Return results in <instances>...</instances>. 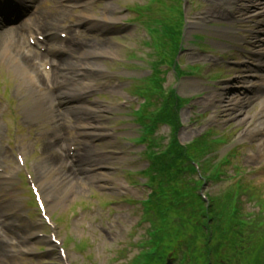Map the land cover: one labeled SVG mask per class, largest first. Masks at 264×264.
<instances>
[{"label":"rangeland","instance_id":"rangeland-1","mask_svg":"<svg viewBox=\"0 0 264 264\" xmlns=\"http://www.w3.org/2000/svg\"><path fill=\"white\" fill-rule=\"evenodd\" d=\"M61 1L63 0L52 2L50 0L51 3L48 4L50 6L47 3L41 5L40 19L44 24L43 28L46 27L47 32L51 33H58L63 27L65 29L67 26H72L71 32H78L75 36L77 42L72 41L73 49H77L79 45L83 47L80 51L81 54L78 51L75 52L76 61L101 67L100 74L96 78L95 91L93 93L86 91L80 96L81 104L83 103L80 107H88L89 111L86 114L85 111L70 110L74 108V104H58L57 102L54 104V111L62 116L59 119V124H54L52 118H49L51 115L37 120L27 119L23 114V105H25V99H30V96L25 94L26 91L21 84L19 75L14 73L12 68L8 69V67L0 65V85L3 79L4 82H8V97L15 107L16 116H19V119L8 120L10 131L1 132L0 147L1 155L6 157L2 161L4 168L10 175L19 167L18 160L15 158L16 151L23 150L30 173L41 188V192L49 200L47 202L49 215L57 224L56 230L61 235L60 238L64 242H68L69 239L74 242L76 240L87 241L88 251L79 252L72 243L67 252L69 260L66 261L60 252L52 248L49 241L51 239H46L43 236L36 239L37 235L40 236L43 233L51 236L53 231L45 224L44 216L38 207L36 206L34 210L30 208L29 202L34 203L35 198L22 176L7 188L2 187L0 192V197L5 203L10 202L17 206L9 217L7 216L8 218L0 215V234H2L0 240L3 241V244H0V264H134L138 258L144 260V255L148 252L147 255L155 253L152 251L153 247L150 243L153 242L156 234L161 233V221L155 220L154 222L150 214V224L143 223L142 218L146 211L141 203L149 202L151 195L150 190L145 187L141 188L143 183L147 184L149 181H145V179L151 178L156 181L159 176V181L162 183L156 187L157 196H160L162 201L169 202L174 196L170 189L172 183L168 180L169 176L179 178L177 186L182 191L185 188V192H187V186L201 189L203 185L197 177L174 175L173 168H169L168 158L160 159L159 165L153 164L156 160L148 159L147 155L144 157L143 154L146 152L147 146H143L141 143L145 134L139 123L144 120L148 122L149 119L151 121L148 123V129L154 131V137L151 136V138L157 142L155 145L158 147L155 152L158 154L166 153L168 144L172 142L171 126H174V136L178 134L177 139L181 146L190 144L207 128H214V130L206 132L209 134L208 141L203 139L198 143L194 153L190 156L202 165L203 170H206V177L214 179L210 170L213 162L217 166L220 181L213 180L206 186L205 192L208 196L221 197L227 202L236 201L228 204L231 213L234 206L237 204L239 206L240 202V208L245 213L241 216V222L248 226V232L251 234L255 231L259 234L258 227H262L261 238H264V152L260 153L257 146V139L261 136L255 135L253 138L250 136L246 138V132L258 121L259 103L251 101L249 106L242 107V113L238 109V114L231 111V106L226 102L225 97L233 94L234 85L221 86L216 82L227 76V71L218 64L220 60L215 64L206 62L201 51L193 45L194 34H199L193 30L194 24L198 23L196 18L199 15L197 13L203 9L212 10L214 6H211L212 9H207L206 7L210 6L185 5L188 21L193 23L186 27L187 33L181 46L182 55L176 58L173 55V59L167 61L165 52L159 56L161 49L157 41L155 44L153 43V38L160 35L163 46L169 42L167 37L173 39V35L169 33L174 26L176 28L181 24V14L177 12V8L180 9L181 4L177 0H88L83 7L80 5L81 10L73 12L60 7L62 6ZM162 4H166V6L159 10L160 13L156 12V7ZM131 8H135L136 17L142 19H147L149 15L156 12L154 19H160L159 29L154 30L156 32L151 36L143 28L133 30L132 27H125L124 22L134 18L127 12ZM237 8L240 9L241 5H238ZM239 9H235L232 13L236 14ZM240 12L235 15L236 19L240 17ZM93 17L105 21L106 19L111 20L109 23L116 22L105 25L104 28L89 27L86 21ZM119 20H121L120 23ZM164 20H168L170 23L164 26ZM171 22H176V24L172 25ZM236 23L243 22L237 21ZM166 27L169 28L166 29ZM175 31L176 29H174ZM199 40L204 41V37L198 35L196 41ZM225 42L232 43L229 40ZM171 43L169 42V44ZM96 47H106L104 56L100 58H93L92 54L83 56L88 50L91 52V49L94 50ZM221 47L228 48L225 45ZM166 49L172 55L173 46L168 45ZM179 62H181L182 68H185L182 75L175 73L174 64L178 65ZM201 64L203 67H200ZM189 69L194 75L193 77L188 74ZM62 70H60L58 78L59 83L54 82L52 86L56 91L57 89L59 91L67 90L71 87L70 84L62 82L66 78L63 72L67 71ZM227 70H229L228 76L230 77L239 75L233 68H227ZM72 73L74 75L69 78L73 85L75 83L78 85V74L83 73L80 74L83 76L85 73L87 74L80 67ZM150 78L156 79L154 85L157 86L152 90L145 81L149 79V83L152 85L154 79ZM135 79L139 81L144 79V81L137 83L133 81ZM136 84L138 86H135ZM198 84H200L199 88ZM204 86L206 89L203 88ZM208 87L214 91H210ZM114 89H119L121 92L117 94ZM215 91L216 99L211 104H207L208 94ZM0 92L3 93L2 88H0ZM176 93L179 101H177ZM184 99L186 101L192 99V102L186 103L183 101ZM184 102L185 105L180 108L179 104ZM145 103H147L146 106H144ZM143 106L142 112L145 115H142V120L138 121L139 116L137 114L136 117L135 112ZM98 107L103 110L100 124L108 137L93 139L84 136L80 125L81 120L87 119L89 114L99 112ZM244 115L247 116V123L240 124L237 118ZM171 117L173 119L169 120ZM253 117L255 122L253 123L251 120L250 124L248 120ZM174 124H178V130ZM256 130L254 134L257 132ZM50 141H55L57 146L63 147L67 156L70 144H78V155L76 154L78 163L75 168L80 169L82 177H90L86 182L81 181V177L78 175L72 177V175L65 174L60 158L55 163L57 165L53 171L50 168V172L46 169V174L43 173L41 166L47 158L44 147ZM211 141L221 144L213 146ZM208 142L212 145L209 150L206 149ZM9 144L13 147L11 148ZM51 153L53 154V152ZM183 156L186 157V154L184 153ZM87 157L98 161L99 165L88 163L87 166L84 161H87ZM147 160H150V163L159 172L152 174L150 172L135 179L128 176L127 173L132 170L140 172L149 170L150 166ZM57 172H62L57 175L58 178L55 175ZM97 176L107 177L109 181H112L111 186L99 182ZM136 185H140V187ZM161 188L165 191H159ZM227 190H229L228 197H224ZM232 195L233 197H231ZM157 196L154 195L153 199H158ZM132 201H138V204H134ZM92 206L95 207V211L92 210ZM70 210L77 213L75 212V217L69 219ZM232 222L231 220L230 224H233ZM252 224L257 227L252 228ZM69 233L73 234V238L69 237ZM174 243L177 242L173 240L172 246H176ZM227 249L228 245L223 246L219 248V252L225 253ZM164 251L166 255L173 256L170 258L175 259L173 264H177L182 258V252L175 255L174 250L166 244H164ZM187 253L185 264L198 263L196 258L199 255L197 253L189 251Z\"/></svg>","mask_w":264,"mask_h":264},{"label":"trees","instance_id":"trees-1","mask_svg":"<svg viewBox=\"0 0 264 264\" xmlns=\"http://www.w3.org/2000/svg\"><path fill=\"white\" fill-rule=\"evenodd\" d=\"M178 176L181 177V174ZM187 187V192L179 187L171 202L162 201L160 196L154 199L150 214L157 222L161 221V233L156 236L162 244L155 251L157 254L145 255L144 260L138 258L134 264H165L168 255L164 244L173 249L175 255L179 252L185 255L187 251L197 253L198 263L192 264H264L263 228L258 227L259 234L248 232V226L241 222L240 202L239 206H234L232 213L228 204L236 202L234 200L227 202L224 198L213 197L210 206H206L196 193L191 192L196 188ZM228 194L229 191L224 197ZM231 220L233 224H230ZM252 225V228L257 227ZM173 240L177 242L174 243L177 247L172 246ZM227 245L225 253L219 252V248Z\"/></svg>","mask_w":264,"mask_h":264},{"label":"bare ground","instance_id":"bare-ground-1","mask_svg":"<svg viewBox=\"0 0 264 264\" xmlns=\"http://www.w3.org/2000/svg\"><path fill=\"white\" fill-rule=\"evenodd\" d=\"M87 17V16H86ZM91 19H97V18H91ZM107 21H111V20H108L106 19ZM95 27H98V26H94ZM9 42H10V39H9ZM5 43H8V42H4L2 44H5ZM60 44H62L60 42ZM59 44V41H57L56 37L55 36H52V38L50 39L49 41V46L47 48L48 50V53L47 55H55V56H58L60 55V53L62 52V45ZM66 44V43H65ZM11 47H13V51L11 52V57H17L19 55V52L17 51V49L15 48V43H11ZM73 44L71 43V40L67 43V46L70 48ZM76 45V44H75ZM83 47H80L77 46V49H72L73 53L75 52H79V54H81V49ZM105 48H94V50L91 49V52L88 50L86 53L83 54V56H87V55H90L92 54V57L93 58H100L101 56H104L103 53H105ZM72 57V56H71ZM43 58V57H41ZM73 58V59H72ZM71 59H66L65 61H63L61 64H62V68H64L63 70H67L66 72H63V74H65V79L62 81L64 82L65 84H70V88H67V90H61L58 92V96L56 95V97H59L60 99V102L61 104H69V103H72L74 104V108L73 109H70V110H78V111H82L87 114V112L89 111V108L83 106V107H80L81 105H83V103L81 104V94H85V92H91L94 90V87H95V83H96V78L98 77V75L100 74V70H101V67L99 66H96L94 64H91V63H83V61H76V57L74 55V57H72ZM35 59H38L37 56H35ZM22 61L25 62L26 64H28L30 67L29 68H32L34 65L31 66V60L30 59H27V58H24L22 57ZM9 64V63H8ZM22 66H24V64L22 63ZM25 67V66H24ZM80 69H83V71H86L87 74L85 73L83 77H85L83 79V81H80L78 82V85L77 83H75L74 85L72 84V81L70 80V76L74 75V73H72V71L74 72V70L76 68H79ZM26 68V67H25ZM53 71H52V78L55 76V75H59L61 72L59 71V74H58V71L57 69L53 66ZM34 70V68L32 69ZM62 70V71H63ZM68 73V74H66ZM80 74H83V73H80ZM80 74H78V76H80ZM63 76V75H62ZM59 77V76H58ZM64 77V76H63ZM28 78V76H27ZM57 78H55L54 81H56ZM78 79V78H76ZM53 80V79H52ZM57 82H58V79H57ZM193 88H195V86H192ZM199 87V85H198ZM114 92L119 94L121 91H119V89H114ZM48 96L50 97V94H48ZM32 97V96H31ZM236 99L234 100H230V102H234ZM25 105L24 106V110H23V114H25L26 118L27 119H30V120H37V119H42L43 117L47 116L46 113H47V110L44 109L41 105H44V104H41L39 105L37 103V101L32 97L30 99H25L24 101ZM77 105V106H76ZM246 104H243V105H239V106H231V111H234L236 112V114H238L237 112V109L240 110L242 113V107H244ZM248 105V103H247ZM76 106V107H75ZM97 110H99V112H94L93 114H89V116H87V119L85 120H81V125H80V130L82 131V133L84 134V136H88V137H91L93 139H100L102 137H108V135L105 133L104 131V128L101 126V122H100V117L102 116V108L101 107H98ZM62 116L60 115H56L54 116L52 119L55 121L56 124H59L60 123V118ZM62 121V120H61ZM237 121L240 123V124H245L247 123V116L244 115L242 117H239L237 118ZM249 123H250V119L248 120ZM260 126L262 127V125L264 126V122H260ZM259 126V128H257L256 131H259V129L261 128ZM255 127L252 128V129H249L248 132H246V138H248V136L252 137V133L255 132ZM257 134V132H256ZM259 136H261L260 134H258ZM256 139V138H255ZM257 146L260 150V152H264V137L263 138H258L257 139ZM59 147L57 146V143L56 142H48L46 143L45 145V152L47 154V158L43 161V166H41V170L43 171L44 174H46L47 170L48 169V172H50L51 170L53 171V168H55V166L57 164H55L58 160V158H60L59 160H61L63 162V165H65L67 162H68V158L66 157H58L54 155V152L56 150V148ZM53 152V154L51 153ZM86 159V158H85ZM85 163H87V166H88V163H97L98 164V161L96 160H92L91 158H88L87 157V161L84 160ZM78 162V160L76 161ZM99 165V164H98ZM51 168V170H50ZM64 173L67 174L68 176H71L72 177H75V175L81 177V181L83 182H86L87 179H89L90 177L89 176H85V177H82V173H80V169L78 168H73V166L69 167L68 169H66V167L64 168ZM72 172V173H71ZM59 173H62V172H59ZM58 172L55 174L56 177L58 178ZM6 175V174H5ZM4 175V176H5ZM102 177V178H101ZM78 178V177H77ZM0 192H1V188L3 187L2 185L4 184L3 182H7L6 185H8V179L4 178L1 174H0ZM52 179V178H51ZM100 180L99 182L101 183H105L107 184V186H111L110 184L112 183V181H109V179L105 176H97V180ZM54 180V179H52ZM66 184V183H64ZM68 184V183H67ZM108 189V188H107ZM110 189V188H109ZM0 196H1V193H0ZM15 208H17L16 205H14L13 203H10V202H4L3 201V198L0 197V215L2 217L6 216V218L9 217L10 213L15 210ZM8 216V217H7ZM11 227V225H10ZM1 235V234H0ZM0 244H3V241L0 240ZM4 252L6 253V251L4 250Z\"/></svg>","mask_w":264,"mask_h":264}]
</instances>
